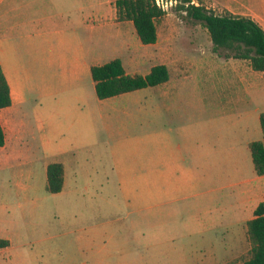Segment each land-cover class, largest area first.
Instances as JSON below:
<instances>
[{
	"label": "rangeland",
	"instance_id": "obj_1",
	"mask_svg": "<svg viewBox=\"0 0 264 264\" xmlns=\"http://www.w3.org/2000/svg\"><path fill=\"white\" fill-rule=\"evenodd\" d=\"M176 6L156 21L154 45H142L131 33L116 39L100 63L119 58L129 75H145L163 64L178 81L100 100L88 73L78 86L55 85L51 95L33 86L27 101L3 121L0 240L9 243L0 249V264L248 259L251 246L242 222L264 199V193L252 200L247 196L258 187L264 190L248 149L262 135L264 82L249 86L245 108L225 112L221 99L206 93L211 85L201 80L249 78V63L215 50L204 25ZM236 64L242 75L235 74ZM160 144H180L183 157L198 163L192 184L185 177L162 182L169 192L163 205L154 197ZM54 162L65 171L58 193L46 190V167Z\"/></svg>",
	"mask_w": 264,
	"mask_h": 264
},
{
	"label": "crops",
	"instance_id": "obj_2",
	"mask_svg": "<svg viewBox=\"0 0 264 264\" xmlns=\"http://www.w3.org/2000/svg\"><path fill=\"white\" fill-rule=\"evenodd\" d=\"M205 1L216 13L224 11L234 16L251 18L264 30V0H203V3ZM192 4L198 5L197 0H192ZM116 18L114 0H0V67L9 85L11 97V105L0 109L2 129L3 121H9L13 109L27 101V94L33 86H39L42 94L51 95L56 92L55 85L78 86L82 75L90 74L92 66L111 61L104 59L100 63L102 58L112 52L116 39L124 40L125 36L135 33L133 24H130L132 22H118ZM236 67L235 74L242 75V66L236 64ZM248 72L251 76L249 78L242 75L237 76L236 80L224 76L209 77L201 81L211 85L206 93L220 98L223 110L232 112L246 107L250 85L264 82V77L252 75L264 72L252 70L250 63L246 73ZM178 79L169 77L161 85L167 87ZM73 90V97L76 99L79 97L77 87ZM262 138L263 133L251 142L261 141ZM251 142L248 143V149ZM167 153L170 156H164ZM183 153L185 154L180 144H160L156 147L155 176L159 187L154 197L157 200L161 198L158 203L160 205L165 203L162 197L169 193L162 189V182L185 177L192 184V177L196 173L195 165L198 163L193 160V156L189 163ZM164 158L165 166L168 167L166 169L163 168ZM172 186L174 190L178 189L175 183ZM263 193V188L258 187L247 196L252 200L261 197ZM262 201L264 199L259 203ZM253 212L249 219L242 222L245 229L246 222L253 218Z\"/></svg>",
	"mask_w": 264,
	"mask_h": 264
},
{
	"label": "trees",
	"instance_id": "obj_3",
	"mask_svg": "<svg viewBox=\"0 0 264 264\" xmlns=\"http://www.w3.org/2000/svg\"><path fill=\"white\" fill-rule=\"evenodd\" d=\"M178 0L176 8L187 17L204 25L215 50L224 49L229 57L249 61L252 70L264 72V30L251 18L234 16L228 12L216 13L204 6L203 0ZM117 21H130L142 45L157 42L156 21L163 12L154 0H114ZM94 89L98 99L104 100L124 93L165 83L169 71L165 65H155L145 75L126 74L122 62L115 58L103 65L90 69ZM11 105L10 88L0 67V109ZM263 133L261 141L251 142L249 149L256 175H264V112L259 117ZM5 144V135L0 124V148ZM64 183L63 165L58 162L46 167V190L58 193ZM246 232L250 243L248 259L226 264H264V201L253 212V218L246 222ZM8 240H0V249L8 246Z\"/></svg>",
	"mask_w": 264,
	"mask_h": 264
},
{
	"label": "built area",
	"instance_id": "obj_4",
	"mask_svg": "<svg viewBox=\"0 0 264 264\" xmlns=\"http://www.w3.org/2000/svg\"><path fill=\"white\" fill-rule=\"evenodd\" d=\"M155 5L163 12L166 13L169 11V9L173 8L174 6H176L178 4V0H176L175 4L170 5L167 10L164 9L163 5L168 4L169 0H161L160 6L157 5V0H154ZM192 3V2H191Z\"/></svg>",
	"mask_w": 264,
	"mask_h": 264
},
{
	"label": "clouds",
	"instance_id": "obj_5",
	"mask_svg": "<svg viewBox=\"0 0 264 264\" xmlns=\"http://www.w3.org/2000/svg\"><path fill=\"white\" fill-rule=\"evenodd\" d=\"M176 0H169V3L168 4H165L163 5L164 9L167 10V8L170 6V5H173L175 4ZM160 3H161V0H157V5L160 6Z\"/></svg>",
	"mask_w": 264,
	"mask_h": 264
}]
</instances>
